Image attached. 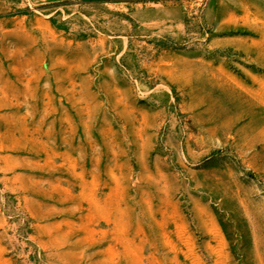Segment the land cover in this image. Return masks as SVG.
I'll use <instances>...</instances> for the list:
<instances>
[{
  "label": "rangeland",
  "instance_id": "1",
  "mask_svg": "<svg viewBox=\"0 0 264 264\" xmlns=\"http://www.w3.org/2000/svg\"><path fill=\"white\" fill-rule=\"evenodd\" d=\"M0 264H264V0H0Z\"/></svg>",
  "mask_w": 264,
  "mask_h": 264
}]
</instances>
